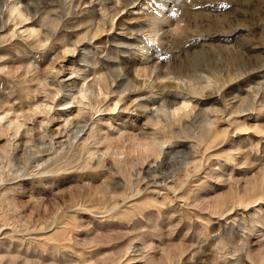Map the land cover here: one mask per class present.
Returning <instances> with one entry per match:
<instances>
[{"label": "rangeland", "instance_id": "rangeland-1", "mask_svg": "<svg viewBox=\"0 0 264 264\" xmlns=\"http://www.w3.org/2000/svg\"><path fill=\"white\" fill-rule=\"evenodd\" d=\"M0 264H264V0H0Z\"/></svg>", "mask_w": 264, "mask_h": 264}, {"label": "bare ground", "instance_id": "bare-ground-1", "mask_svg": "<svg viewBox=\"0 0 264 264\" xmlns=\"http://www.w3.org/2000/svg\"><path fill=\"white\" fill-rule=\"evenodd\" d=\"M66 85V84H65ZM69 85V84H68ZM67 87V86H66Z\"/></svg>", "mask_w": 264, "mask_h": 264}]
</instances>
